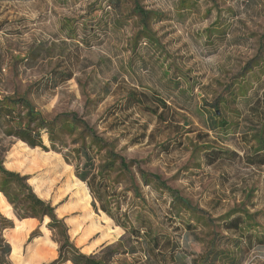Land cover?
<instances>
[{
    "label": "rangeland",
    "instance_id": "rangeland-1",
    "mask_svg": "<svg viewBox=\"0 0 264 264\" xmlns=\"http://www.w3.org/2000/svg\"><path fill=\"white\" fill-rule=\"evenodd\" d=\"M110 1L0 0V97L27 96L50 117L83 116L116 140L126 158L145 161L146 170L161 175L206 217L215 220L245 203L251 213H259L264 230V167H248L242 160L208 165L203 155L191 157V142L198 133H209L218 145L241 157L246 153L241 135L251 127L248 105L264 97V0H194V9L184 13H178L179 0H141L169 20L152 27L159 45L143 44L135 51L134 27L112 28ZM94 7L99 11L88 16ZM69 72L72 80L53 87L51 79ZM176 75L181 90L176 82L169 84ZM238 83L248 91V100L234 101L226 92ZM133 90L167 99L175 114L173 124L158 122L139 106L122 110L127 92ZM214 111L240 127L233 126L228 134L209 131ZM165 114L171 121V110ZM44 141L49 145L47 137ZM166 142L173 147L170 153L161 148ZM0 149L6 152L5 167L29 176L37 195L58 207L83 253L96 254L125 238L124 230L94 210L86 184L61 153L32 149L1 132ZM149 192L144 191L152 200L158 197ZM0 211L13 217L1 194ZM17 222L3 233L11 244V264H50L57 259L58 244L48 229L28 244L30 223ZM207 231L170 232L172 241L179 242L178 264H193L204 252ZM141 257L122 259L145 264ZM244 264H264V245L253 248Z\"/></svg>",
    "mask_w": 264,
    "mask_h": 264
},
{
    "label": "trees",
    "instance_id": "trees-1",
    "mask_svg": "<svg viewBox=\"0 0 264 264\" xmlns=\"http://www.w3.org/2000/svg\"><path fill=\"white\" fill-rule=\"evenodd\" d=\"M195 6L194 0H179L178 13L191 11ZM109 7L115 13L112 28L134 27L133 51L143 44L159 45L152 27L168 21L166 15L148 9L141 0H111ZM97 11L99 9L95 7L90 8L88 16ZM175 78L178 76L169 84L174 81L175 88L181 90L182 86ZM72 79L73 74L69 72L58 73L51 80L53 87H57ZM231 89L226 92L234 101L248 100L244 85L233 84ZM135 106L143 108L158 122L173 124L175 114L171 103L155 93L152 98L146 93L137 95L134 90L127 92L122 110ZM248 108L251 127L241 135L246 144L243 157L218 145L209 133L196 135L195 142H191V157L203 155L208 165L242 160L248 167H264V97L257 96ZM169 110L171 121L165 114ZM214 113L207 124L209 131L216 134L218 130H224V134H228L233 126L240 127L238 123L233 125L225 121L217 111ZM0 132L32 149L61 153L65 162L74 167L75 176L86 184L94 210L104 213L125 231V238L116 245L104 247L96 254L83 253L72 241L65 218H60L57 213L58 207L37 195L29 183V176L8 170L4 165L6 152L0 149V194L10 205L13 216L7 217L0 211V264H11V244L3 238V233L14 229L17 221L29 219L34 221L35 227L29 232L28 244L43 236V228L52 233L53 241L58 244V257L50 264H127L122 256L136 254L142 256L145 264H178L179 242L172 241L170 232L195 234L205 227L208 231L207 239L203 241L204 252L193 264H244L253 248L264 245V230L257 221L260 215L251 213L245 203L215 220L206 217L202 209L171 187L161 175L146 170L145 161L126 158L118 150L116 140L105 137L77 113L50 117L39 111L27 96L3 95L0 97ZM44 137L49 145L45 144ZM161 148L167 153L173 149L170 142L163 143ZM146 189L158 197L152 200L145 195Z\"/></svg>",
    "mask_w": 264,
    "mask_h": 264
},
{
    "label": "crops",
    "instance_id": "crops-1",
    "mask_svg": "<svg viewBox=\"0 0 264 264\" xmlns=\"http://www.w3.org/2000/svg\"><path fill=\"white\" fill-rule=\"evenodd\" d=\"M26 221H28V222L30 223V226H29L28 232H31V231L34 229V227H35V225H34V221L31 220V219L26 220Z\"/></svg>",
    "mask_w": 264,
    "mask_h": 264
}]
</instances>
